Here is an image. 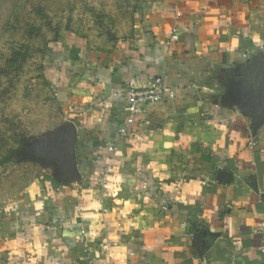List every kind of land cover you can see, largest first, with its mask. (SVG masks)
<instances>
[{"label":"crops","instance_id":"0c3cea01","mask_svg":"<svg viewBox=\"0 0 264 264\" xmlns=\"http://www.w3.org/2000/svg\"><path fill=\"white\" fill-rule=\"evenodd\" d=\"M132 20L112 45L49 43L41 75L77 128L80 176L41 162L0 213V264H121L119 249L122 264H264V119L250 93L264 0H145ZM156 79L173 97L122 135L125 89Z\"/></svg>","mask_w":264,"mask_h":264},{"label":"rangeland","instance_id":"374dc122","mask_svg":"<svg viewBox=\"0 0 264 264\" xmlns=\"http://www.w3.org/2000/svg\"><path fill=\"white\" fill-rule=\"evenodd\" d=\"M143 1L0 0V159H7L0 164V213L44 170L30 147L65 127L41 75L49 43L74 33L94 46L112 45L130 32ZM17 50L25 55L15 70L7 59Z\"/></svg>","mask_w":264,"mask_h":264},{"label":"water","instance_id":"95a60500","mask_svg":"<svg viewBox=\"0 0 264 264\" xmlns=\"http://www.w3.org/2000/svg\"><path fill=\"white\" fill-rule=\"evenodd\" d=\"M253 70L254 83L251 94L255 98L252 107L259 111L258 123L264 119V64ZM77 128L70 123L60 129L55 135H48L30 150L46 161H53L58 166L57 176L61 181L79 177L76 155Z\"/></svg>","mask_w":264,"mask_h":264},{"label":"built area","instance_id":"2783aa9c","mask_svg":"<svg viewBox=\"0 0 264 264\" xmlns=\"http://www.w3.org/2000/svg\"><path fill=\"white\" fill-rule=\"evenodd\" d=\"M264 49V44L260 46ZM245 56V54H243ZM173 92L166 90L163 83L160 79H156L151 83L145 86H139L136 83H130L125 89V105L124 109L127 113L125 124L121 128L120 132L122 135L127 134L129 127L136 121V118L142 114L143 107L146 104L157 103L164 100L166 97H173ZM255 140H250L248 145L250 147L256 146ZM261 152H264V149H261ZM112 163L110 162L103 172L101 181L109 177V173L112 169ZM61 187L64 188L65 184H61ZM253 232L259 235L260 244L259 251L264 254V219L253 229ZM54 264H61L59 261H56Z\"/></svg>","mask_w":264,"mask_h":264},{"label":"trees","instance_id":"16d2710c","mask_svg":"<svg viewBox=\"0 0 264 264\" xmlns=\"http://www.w3.org/2000/svg\"><path fill=\"white\" fill-rule=\"evenodd\" d=\"M29 33H30V35H33L34 30H30ZM57 38H58V35H56L54 37V40H52L51 42L55 41ZM24 55H25V52H23L21 50L14 51L12 56L7 59L8 66L11 68H15V70H18V67L20 66L19 63L22 60V58L24 57ZM4 74H8V73L5 72ZM5 161H7L6 158L0 159V164L5 162Z\"/></svg>","mask_w":264,"mask_h":264},{"label":"clouds","instance_id":"9594fccd","mask_svg":"<svg viewBox=\"0 0 264 264\" xmlns=\"http://www.w3.org/2000/svg\"><path fill=\"white\" fill-rule=\"evenodd\" d=\"M115 180L118 183L119 182V177L118 176L115 177ZM93 207H98V205H93ZM113 239H115V237H113ZM122 253H123V249L113 250V252L111 253V255H113V258L117 259L122 264V259H123Z\"/></svg>","mask_w":264,"mask_h":264}]
</instances>
